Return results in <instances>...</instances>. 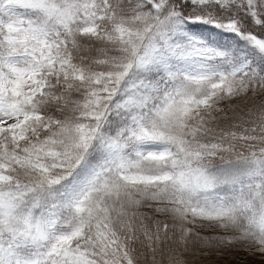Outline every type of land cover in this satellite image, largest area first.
<instances>
[{"label": "snow or ice", "instance_id": "snow-or-ice-1", "mask_svg": "<svg viewBox=\"0 0 264 264\" xmlns=\"http://www.w3.org/2000/svg\"><path fill=\"white\" fill-rule=\"evenodd\" d=\"M0 264H264V0H0Z\"/></svg>", "mask_w": 264, "mask_h": 264}]
</instances>
